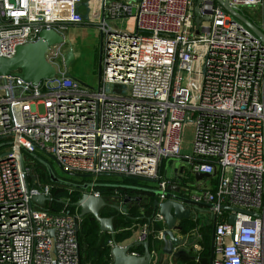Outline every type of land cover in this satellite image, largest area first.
<instances>
[{
  "label": "built area",
  "instance_id": "1",
  "mask_svg": "<svg viewBox=\"0 0 264 264\" xmlns=\"http://www.w3.org/2000/svg\"><path fill=\"white\" fill-rule=\"evenodd\" d=\"M82 1L0 0V57H12L44 29L64 34L82 24ZM200 1L195 13L199 0H99L95 87L68 77L32 85L0 76V264H81L80 217L33 202L50 197L52 184H29V154L52 159L65 173L144 178L160 200L178 184L179 195L202 208L205 217L198 216L215 224L209 264H264V43L218 3ZM229 4L241 12L257 7L248 18L264 32V0ZM129 18L133 29L117 27ZM59 54L60 47L50 57ZM188 123L192 152L182 155ZM168 159L208 174L210 185L173 183L166 165L162 173ZM153 219L162 222L158 214ZM147 232L141 226L137 240ZM187 237L200 251L199 236ZM124 244L108 241L110 264L112 248ZM150 264H157L156 249Z\"/></svg>",
  "mask_w": 264,
  "mask_h": 264
},
{
  "label": "water",
  "instance_id": "2",
  "mask_svg": "<svg viewBox=\"0 0 264 264\" xmlns=\"http://www.w3.org/2000/svg\"><path fill=\"white\" fill-rule=\"evenodd\" d=\"M218 3L227 13L233 18L241 21L261 42L264 43V32L255 25L248 17H246L241 11L233 8L229 4V0H213ZM201 1L199 0L197 6L194 7V12L198 13ZM84 7V12H81V16L84 21H89L90 16V0H85L78 4L77 9ZM205 21L209 20V16L204 17ZM194 22L198 24L200 19L195 16ZM98 28V25H96ZM100 49H99V65L97 67V78L99 80L101 73V58H102V34L99 32ZM69 39L62 33H58L53 29L42 30L39 33V37L35 42H29L23 45H19L16 48L15 54L10 58L0 57V76L6 75H17L24 82H28L32 85H37L40 81L46 79H52L54 77H68L75 80L82 86H85L80 82L70 71V64L74 60V53L72 47L69 45L68 49L63 55V67H57L50 61V55L55 54L58 47L63 44H69ZM3 144H1L2 146ZM10 145V143L8 144ZM30 157L37 159L47 170L49 182L51 183H67L74 185L84 191L80 198L76 201L75 205L79 209V217L85 215H92L98 222L99 229L102 232L113 233V217L112 216H101L100 210L107 204L106 198L103 196H95L88 191L89 188L94 189L96 187L95 182H85L82 184H75L69 181L62 180L56 177L48 164L47 161L40 160L35 154H29ZM175 169L179 170V174L172 175V179H185L192 176L196 181L201 180L204 177H208V174L194 173L191 174L188 167L184 163H180L178 159L174 163ZM176 170V172H177ZM75 177L84 176H95L88 174H75L67 173ZM100 175V174H98ZM131 179H141V177L125 176ZM187 187L192 186L189 182H183ZM119 187L136 190L143 195L134 196H123L122 201L119 204H114L112 207L118 212H126L131 204L136 205L140 208L144 207L151 196H154L152 203V211L149 216V220L153 219L156 214L162 218V229L158 232L156 239L158 243L155 247L157 252V264H184L183 259L190 257V251L195 243V240L187 237L188 233L180 234L177 233L175 227L183 220L195 218V212L202 210L198 205L192 204L189 199L184 198L180 195L172 193L170 191H179L180 186L168 185V194L165 200H160L158 197V190L149 186H138V185H116ZM144 199L143 203H139ZM33 202L44 206L46 203L51 201V197H45L43 195H36L32 198ZM118 200V198H117ZM122 205V206H121ZM193 207H192V206ZM223 209L229 211H241L249 213L253 216L258 214L251 211L240 210L238 208L223 206ZM205 210V209H204ZM234 217L228 218L229 223H233ZM75 230L78 232L79 224L76 223ZM52 233V231H49ZM140 245L143 248L142 254L133 256L128 252L134 247ZM112 264H150L151 262V250L149 240L138 241L132 240L130 243H125L123 246L116 245L111 250Z\"/></svg>",
  "mask_w": 264,
  "mask_h": 264
},
{
  "label": "trees",
  "instance_id": "3",
  "mask_svg": "<svg viewBox=\"0 0 264 264\" xmlns=\"http://www.w3.org/2000/svg\"><path fill=\"white\" fill-rule=\"evenodd\" d=\"M242 13L245 16L250 17L248 11L243 10ZM3 143H5V139L0 138V145ZM0 150H3V148H0ZM35 155L38 159L46 161L44 156L41 154ZM32 159L33 160L29 159L32 161V163L29 164L31 166V173L28 177L29 184L33 185L38 182H48L52 184V189L50 191L51 201L46 203L44 208L50 213H58L60 210L66 209L71 214H79L80 211L76 207L75 203L84 191L77 186L69 185L67 183L49 182L48 172L45 167L37 159ZM166 161H163L162 173ZM190 179L191 176L188 179H183V182H188ZM62 180L75 184L95 182L97 185L94 187V190L98 191L100 195L107 200V204L100 210L99 214L101 216L113 217V233L100 231L98 222L92 215H85L78 219L79 230L77 233V239L81 264H110L108 241L113 240L116 243H122L132 237L138 228L143 225H146L148 230L147 239L150 242V250L155 249L158 243L156 236L162 229L163 225L160 221L148 219L152 211L154 196L147 199V204L142 208L131 204L125 213L118 212L112 207L114 204H119L120 201H122L123 196H144L145 194L116 185L147 186V183L144 180L131 179L125 176H117L113 174H100L96 177L84 176L80 177V182L69 179ZM171 181L173 183L176 182L174 179H171ZM222 221H224L223 218ZM201 226L199 224V219L195 217L193 219L183 220L175 227V229L182 234L188 233L191 230H198L201 234V250L199 251V259H196L195 254V257H192V259H183L184 264H208L207 257L210 255L211 237L215 224L209 222L202 224ZM132 250L138 252L139 254H142L143 252V248L140 245L134 246Z\"/></svg>",
  "mask_w": 264,
  "mask_h": 264
},
{
  "label": "rangeland",
  "instance_id": "4",
  "mask_svg": "<svg viewBox=\"0 0 264 264\" xmlns=\"http://www.w3.org/2000/svg\"><path fill=\"white\" fill-rule=\"evenodd\" d=\"M118 28H122L127 30L133 29L134 22L132 18L126 20L123 26L120 23L116 24ZM65 35L69 39V45L72 47L74 53V60L70 64L71 73L86 87H95L98 82L97 78V67L99 65V49H100V39L98 37V30L94 24H90L89 22H83L80 25H72L69 26L66 31H64ZM67 44H63L60 46V51L62 54L59 56H51L50 61L58 62L61 67H63V55L67 50ZM194 126L188 123L184 130L183 136V147H182V155H187L192 152V140H193ZM48 164L50 165L54 175L61 179H69L73 181L80 182V177H75L72 175H68L63 172L59 166L49 158ZM190 184H194L195 189H197V184L199 185V189H202L205 186L210 185V179L205 177L197 182L192 176L189 180ZM136 236L135 234L125 240V243L132 242L133 238Z\"/></svg>",
  "mask_w": 264,
  "mask_h": 264
},
{
  "label": "crops",
  "instance_id": "5",
  "mask_svg": "<svg viewBox=\"0 0 264 264\" xmlns=\"http://www.w3.org/2000/svg\"><path fill=\"white\" fill-rule=\"evenodd\" d=\"M85 0H83L82 2H84ZM80 9V11L81 12H84V7H80L79 8ZM100 4H99V0H90V12H89V16H90V20L88 21L90 24H94L95 26L96 25H98V22H99V16H100ZM251 12V13H256L257 11H259L258 10V8L257 7H254L253 9H250V10H248V12ZM84 22H86V21H84ZM68 29V28H67ZM96 29L98 30V37H99V29L97 28V26H96ZM64 35H65V33H64ZM66 36V35H65ZM67 37V36H66ZM68 38V37H67ZM170 161V162H169ZM166 164V169H167V172H168V175H171V174H179V170H177V169H175V167H174V163H175V159L174 160H171V159H168V161H166L165 162ZM176 170H177V172H176ZM179 183V182H178ZM147 186H149V184H147ZM175 186H178V184L177 185H175ZM180 186V185H179ZM183 190H182V186H180V188H179V191L178 192H176V191H172V193H175V194H177V195H179V192H182ZM143 203L144 202V200H142V201H140V203ZM122 206V205H121ZM192 206V205H191ZM193 207V206H192ZM197 214V215H196ZM195 217H197L198 219H199V224H200V226L202 225V224H206V220H204V219H202V218H204L205 216H204V214H202V211H196L195 212ZM198 215H201V217L200 216H198ZM202 227V226H201ZM139 229H140V227L138 228V230L136 231V236L133 238V240L134 239H136L137 240V237H138V233H139ZM177 231V230H176ZM190 233H192V234H195V235H198L199 236V245H200V238H201V234L199 233V231L198 230H191V231H189ZM188 232V233H189ZM177 233H180V232H178L177 231ZM180 234H182V233H180ZM211 239H212V237H211ZM211 243H212V240H211ZM210 246H211V244H210Z\"/></svg>",
  "mask_w": 264,
  "mask_h": 264
},
{
  "label": "flooded vegetation",
  "instance_id": "6",
  "mask_svg": "<svg viewBox=\"0 0 264 264\" xmlns=\"http://www.w3.org/2000/svg\"><path fill=\"white\" fill-rule=\"evenodd\" d=\"M67 45L69 46V44H67ZM68 46H67V49H68ZM195 254H196V259L199 258V251H196L195 249H192L190 251V254H189L190 257H188V258L192 259V257H195ZM207 258H208V264H209L210 263V258H211V246H210V255Z\"/></svg>",
  "mask_w": 264,
  "mask_h": 264
},
{
  "label": "bare ground",
  "instance_id": "7",
  "mask_svg": "<svg viewBox=\"0 0 264 264\" xmlns=\"http://www.w3.org/2000/svg\"><path fill=\"white\" fill-rule=\"evenodd\" d=\"M166 161V160H165ZM164 163V162H163Z\"/></svg>",
  "mask_w": 264,
  "mask_h": 264
}]
</instances>
